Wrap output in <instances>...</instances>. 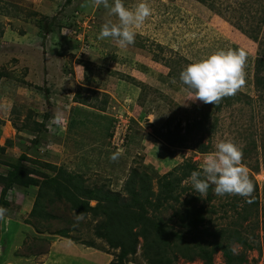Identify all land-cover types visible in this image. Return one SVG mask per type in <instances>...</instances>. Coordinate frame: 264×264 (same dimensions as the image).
<instances>
[{
    "label": "rangeland",
    "instance_id": "374dc122",
    "mask_svg": "<svg viewBox=\"0 0 264 264\" xmlns=\"http://www.w3.org/2000/svg\"><path fill=\"white\" fill-rule=\"evenodd\" d=\"M140 2L123 0L129 9ZM143 2L152 15L135 29V43L120 48L110 38L98 39L105 22L118 20L91 0H0V174L9 168L5 163L25 155L28 159L21 164L29 170L54 176L56 171L43 164L62 167L79 175L84 187L102 188L125 199L132 171L147 173L156 192L163 174L187 162L201 170L218 142L232 141L243 148V163L257 185V207H251L254 192L247 198L217 196L212 186L202 197L187 179L181 184L187 192L180 201L154 214L173 231L187 234L174 213L183 215L192 206L203 205L206 229L236 230L246 241L247 247L232 244L242 264H264V85H257L255 78L258 74L264 84V64L256 68L257 60L264 63V0ZM229 49L246 52L245 86L226 97L230 104L223 98L219 111H214V105L190 100L180 72ZM206 113L211 114L213 132L195 131L176 144L166 141L177 125L184 136L186 125ZM58 114L60 124L54 123ZM196 141L208 147L207 153L196 150ZM120 149L123 152L112 161L110 157ZM36 192V188L15 186L8 191L6 199L12 206L1 220L0 264L115 261L119 250H111L95 236L99 219L87 216L77 222L66 203L55 200L47 208L55 220L31 223L28 210ZM190 197L198 201L183 203ZM232 198L240 215L247 207L246 221L227 206ZM95 204L93 200L91 205ZM60 230H67L68 238L53 234ZM189 237L185 243L192 245ZM142 243L140 238L136 253L128 255L125 264H147ZM183 247L173 240L166 259L171 264H203L198 259L184 260L178 252ZM224 263L217 252L213 264Z\"/></svg>",
    "mask_w": 264,
    "mask_h": 264
},
{
    "label": "trees",
    "instance_id": "16d2710c",
    "mask_svg": "<svg viewBox=\"0 0 264 264\" xmlns=\"http://www.w3.org/2000/svg\"><path fill=\"white\" fill-rule=\"evenodd\" d=\"M263 64V60H257L256 68H261ZM257 76L258 74L255 77L256 84L264 85L262 79ZM225 100V104H230V100L227 98ZM214 106V111L221 109L219 103L214 104ZM210 116V113L203 114L199 119L186 125V135L184 136L179 134V125H177L175 131L167 133L166 141L170 144H176L180 140H187L186 138H189L195 131L201 133L213 132L215 126L209 125ZM39 126L43 127L42 124ZM194 146H196L199 153H207L208 147L200 144L199 141H196ZM0 150L3 151L2 148ZM27 159L25 155H20L15 163H5L9 168L6 173L0 174V185L2 186L0 189V208L8 209L12 206L6 199V195L14 186L24 190L36 188V196L29 212L32 221L29 222L31 223H42L44 225L55 220L56 215L47 210L55 200L66 203L69 211L73 212L74 215L83 213L84 217L90 216L93 219H99L96 223L95 236L105 240L111 250H119L115 261L110 264H125L127 256L136 253L140 238L143 240L141 245L142 257L147 261V264H171V261L166 259L165 253L173 240L185 245L181 248L182 251L179 250L178 252L186 261L198 259L203 264H213L214 255L219 252L225 260L224 264L243 263V258L234 253L232 244L237 243L247 247L244 238L236 230L217 229L209 231L206 229L204 227V214L206 211L203 205L201 207L192 206V209L186 210L183 215L174 213L181 222V230L185 229L187 234L173 231L161 218L154 214L160 212L165 205L171 202L178 203L180 195L187 192V189L181 184L189 178L192 171H199L193 163L187 162L163 174L157 179L156 192L152 190L151 177L147 173H139L137 170L132 171L125 185L127 197L123 199L119 193L103 191L102 188L88 189L84 187L83 179L79 175L68 173L62 167L57 168L48 163L43 164L45 168L56 171L54 176L36 169L35 171L29 170L21 164L22 161ZM253 185L255 195L251 207H257V185L254 181ZM211 190L212 186L209 187L208 191ZM93 200L96 202L94 206L91 205ZM191 201L196 203L198 198L190 197L189 200H185L183 203L189 204ZM237 205L236 199L232 198V202H229L227 206L229 209L235 210L234 213L239 216L240 221L244 222L248 219L250 213H247V207L244 206L243 213L240 215L241 212L237 211ZM0 226L2 227L0 228L1 234V231L4 230L1 220ZM200 226L203 228L202 230L198 229ZM34 227L36 228L35 224ZM35 232L45 234L44 232H37L36 229ZM53 234L68 238L67 230H60ZM189 236L194 242L192 245L185 243ZM208 237L213 240H208ZM88 245L94 247L93 243ZM190 246L193 247L190 248ZM188 252H191V255Z\"/></svg>",
    "mask_w": 264,
    "mask_h": 264
},
{
    "label": "clouds",
    "instance_id": "9594fccd",
    "mask_svg": "<svg viewBox=\"0 0 264 264\" xmlns=\"http://www.w3.org/2000/svg\"><path fill=\"white\" fill-rule=\"evenodd\" d=\"M95 7L101 5L108 10L109 16L117 18L118 23L111 20L105 22L99 32L98 39L110 38L120 48L135 43L136 32L152 15V9L145 2L134 8L125 7L123 0H91ZM85 6V5H82ZM247 55L244 50H220L208 58L187 65L179 74V80L189 91L193 102L218 104L223 98L236 95L246 84L245 65ZM54 123H61L58 114ZM215 151L206 155L203 167L192 171L188 180L200 196H207L210 186L217 196L250 197L254 185L249 170L243 163V148L232 141H220ZM123 149L112 154L110 159L116 161ZM7 209L0 208V220L4 219ZM84 218L83 213L75 215L77 222Z\"/></svg>",
    "mask_w": 264,
    "mask_h": 264
},
{
    "label": "crops",
    "instance_id": "0c3cea01",
    "mask_svg": "<svg viewBox=\"0 0 264 264\" xmlns=\"http://www.w3.org/2000/svg\"><path fill=\"white\" fill-rule=\"evenodd\" d=\"M29 212H30V210H28V213H29ZM24 228H27V227H24ZM28 230H29V229H25V231L29 233L30 230H29V231H28ZM15 247H16V246H14V247L11 249V254H12V250L14 251V248H15ZM18 247H19V246H17V248H18ZM11 257H12V259H13V258H14V254H12ZM7 262H8V261H7ZM7 262H6V263H7ZM9 262H10V261H9Z\"/></svg>",
    "mask_w": 264,
    "mask_h": 264
}]
</instances>
